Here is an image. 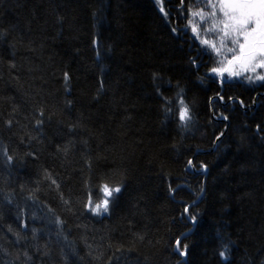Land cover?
<instances>
[{"label": "trees", "instance_id": "trees-1", "mask_svg": "<svg viewBox=\"0 0 264 264\" xmlns=\"http://www.w3.org/2000/svg\"><path fill=\"white\" fill-rule=\"evenodd\" d=\"M168 24L153 0H0V264L264 260V96L209 105L208 64ZM100 181L121 189L92 218Z\"/></svg>", "mask_w": 264, "mask_h": 264}, {"label": "snow or ice", "instance_id": "snow-or-ice-1", "mask_svg": "<svg viewBox=\"0 0 264 264\" xmlns=\"http://www.w3.org/2000/svg\"><path fill=\"white\" fill-rule=\"evenodd\" d=\"M205 6L210 9L194 12L193 15H200L202 21L205 17L211 21L209 28L205 32L215 33L217 39L209 41L202 39L196 27L193 33L200 39L202 45H207L217 56L231 54V59L227 61L230 66H239L241 71L228 70L229 76L242 75L243 71L256 68H264V0H206ZM191 23V21L189 22ZM222 50H226L222 53ZM218 64L223 65L224 60H218ZM223 68H212L222 79L224 77ZM245 79L252 82V76H245ZM256 80L264 81V75L257 74ZM186 107L180 111V119H186ZM190 119V117H187ZM119 192V188L109 190L105 185V194L110 196L112 192ZM91 204V200L89 201ZM108 201H103V211L107 212ZM101 208L100 204L95 205L93 211ZM179 245V241H177ZM223 255V254H222Z\"/></svg>", "mask_w": 264, "mask_h": 264}, {"label": "bare ground", "instance_id": "bare-ground-1", "mask_svg": "<svg viewBox=\"0 0 264 264\" xmlns=\"http://www.w3.org/2000/svg\"><path fill=\"white\" fill-rule=\"evenodd\" d=\"M154 1V0H153ZM158 0H155V2H157ZM172 1H175V0H164L163 2H164V9H166V12H167V14L165 15V16H163L161 13V16L163 17V19L164 20H166V21H168V25H169V27H170V29H171V32L177 37V36H179L180 38H185L186 39V44L187 45H189V42L191 41L190 39H191V37L189 36L190 34H188V32H186V28L184 27V24H188L191 20V7L193 6V5H195L196 4V2L198 1V0H184V6H181V7H179V8H176V9H173V10H171V11H169V6L167 5V3L168 2H172ZM183 8V9H182ZM158 10V9H157ZM159 11V10H158ZM160 12V11H159ZM179 20H180V22L181 21H183V22H179ZM203 24H205V23H202V24H200V26H201V28L202 29H206L207 28V26H203ZM178 27V28H177ZM177 28V30H175ZM182 32V33H181ZM190 38V39H189ZM189 39V40H188ZM96 48L98 47L96 44L94 45ZM189 47V46H188ZM227 84L229 83V82H226ZM247 87H249V88H254L255 89V95H254V99H253V104H254V106H255V101H256V98L258 97L259 98V96H264V91L260 88V86L259 87H254V86H251V85H247V86H244V89L245 88H247ZM227 89V88H226ZM224 90L225 89H223L222 90V94L224 93ZM216 91H217V89H216ZM213 98H214V100H216L217 101V99H220L222 102H223V104L224 105H221V106H224V109H226V110H228V111H232L231 109L233 108V104L235 103V104H238L241 108H243V109H245L246 107L244 106V102L239 98V97H235V99H232L231 101H230V104H229V102H227L226 101V99L224 98H222L220 95L219 96H210V102H209V105L211 104L212 105V103H211V100H213ZM182 106H181V108H180V110L179 111H181V109L182 108H184V104H181ZM187 114H188V110H187ZM211 115H212V117H213V115L215 116V118H218L215 114H214V112H212L211 113ZM220 119H224V120H226L227 119V117L224 115L223 117H220ZM179 120L180 121H182L181 119H180V113H179ZM184 122V121H183ZM225 122H227V121H225ZM221 134H223V132L221 133ZM218 136H221V135H218ZM222 137V136H221ZM219 139H218V137L216 136V138H215V140H214V142L213 143H216L217 144V141H218ZM200 151V153H204L205 151H209V150H205V151H202V150H199ZM198 151V152H199ZM197 154V153H196ZM200 166H202V167H200V168H198L199 166H196L195 164H194V162H193V157L192 158H190L189 159V161H188V163H187V170H188V172L189 173H191V174H193V175H201L202 173H200L199 171H205L204 169H207L208 170V167L207 166H205V165H200ZM207 173V172H206ZM205 180H206V177L204 178L203 177V179H202V185H201V189H202V192H201V194L204 192V186H205ZM105 185H107V187H108V189L109 190H111V189H115V188H119V189H121V186L120 185H118V184H111V183H108V182H102V181H100V184H99V186L97 187V189L94 191V192H92V191H88L86 194H87V197H86V199H85V201H84V211L86 212V213H88L89 214V216H91L92 218H94L95 216H106V215H108V213H110V211H111V208H110V204H109V202L112 200V199H114V197H116L117 195H118V193H120V192H112V194L110 195V196H106V194H105ZM200 197V196H199ZM103 199V200H102ZM91 200V204L89 203V201ZM102 200V201H101ZM104 200H107L108 201V204H107V208H108V211L107 212H98V213H94L93 212V209H92V206H94V204H100L101 205V208H100V211H102L103 210V201ZM196 201H197V199H196ZM196 201H193V202H191L193 205H191V206H194V205H196V204H194ZM190 203V204H191ZM189 208V207H188ZM183 217H184V219L186 220H188V222L190 223V228H188V229H186V231L185 232H183L177 239H176V241H175V243H174V248H175V252L179 255V257H181V255H184V256H187V252H186V250L184 249V248H182L181 246H180V240L181 239H184V238H186V236H187V234H189V232H191L192 230H193V228L195 227V225L193 224V222H194V220L193 219H191V217H190V215L188 214V212H187V210L185 211L184 210V215H183ZM191 230V231H190ZM177 241H179V245L177 244ZM221 256L222 257H225V256H227V255H222L221 254ZM180 261H185V260H183V257H181V259H180ZM258 264H264V260L260 263H258Z\"/></svg>", "mask_w": 264, "mask_h": 264}, {"label": "rangeland", "instance_id": "rangeland-1", "mask_svg": "<svg viewBox=\"0 0 264 264\" xmlns=\"http://www.w3.org/2000/svg\"><path fill=\"white\" fill-rule=\"evenodd\" d=\"M163 1L164 0H158L157 2H155V0H154V4L156 6V9H158L160 11V13L163 16H165L167 14V12H166V9H164V2ZM205 4H206V0H198L196 2V4L191 7V19H190L191 23L184 24V27L186 28V32H188V34H190L189 36L191 37V39L189 38L191 40L189 42V45H187V44L186 45L189 46L191 49L193 48L192 52L195 53V55L199 59V61H201L203 63L205 62L206 64H208L209 70L206 73V75L208 77L207 81L210 82V83H215L216 86H217V91L215 90V93H214L213 97L214 96H219V95L221 96V92L223 90V87L227 88V87H230V86H233V85H239L241 87L242 86L244 87V86H247V85H251V86H254V87L263 86L264 85V81L256 80L255 77H256L257 74L264 75V68H256L254 71L246 70V71H243L242 75H240V76H236V75L229 76L228 70H231V71H234V72L235 71H241L239 66H230V65H228L227 61L229 59H231V54L230 53L227 54L226 58L223 55L217 56L216 52L212 51V49L209 48L207 45H202L201 42H200V39H198L197 35H195L193 33V27H196L198 29V32H199L200 37L202 39H207L209 41H214V40L217 39L215 33L205 32V29H202L201 26H200V24H202V23H205V24L207 23L206 25L203 24V26L205 25V26H207V28H209L210 25H211V21L208 20L207 17H205L204 20L202 21L200 15H195V16L193 15L194 12H199L201 10H203L204 12L210 11V9L205 6ZM167 5L169 6V5H173V4H168L167 3ZM174 7H175L174 9L181 7L180 4H179V1L176 2V5ZM168 8H169V10H171V9L173 10V8H171V7H168ZM179 22H180V20H179ZM181 22H183V21H181ZM177 28L175 30H177ZM185 41H186V39H185ZM224 51H226V50H222V53ZM221 59L224 60V64L223 65H220V64L217 63V61L221 60ZM195 64L197 65L198 62L195 61ZM214 67L225 69L224 70V77L225 78L222 79L216 73H213L211 70ZM245 76H252L253 77V81L252 82L248 81L247 79L244 78ZM226 82H229V83L227 84ZM232 99H235V97L228 98L227 102H229V104H230V101ZM257 101H258V97L256 98V101L254 102L255 106H254L253 100H252V103L250 105H248V106L246 105L245 106L246 108L244 110H247L249 107L256 108V106L258 105ZM213 102H214V98H213V100H211V103H213ZM187 117H188V114H186V119L183 120V121H187ZM218 135L222 136L223 134L220 133ZM218 135H217V137H218V139H220L221 136H218ZM95 205H97V204H94V206H92V209L95 207ZM93 212L94 213L95 212L96 213H98V212L101 213V212H103V210L100 211V209H99V210L93 211Z\"/></svg>", "mask_w": 264, "mask_h": 264}, {"label": "water", "instance_id": "water-1", "mask_svg": "<svg viewBox=\"0 0 264 264\" xmlns=\"http://www.w3.org/2000/svg\"><path fill=\"white\" fill-rule=\"evenodd\" d=\"M213 119H217V120H223V121H227L228 122V120L226 119V120H224V119H219V118H215V116L213 115V117H212ZM215 146H216V143H214L213 144V146H212V149H214L215 148ZM198 152V151H197ZM205 171H199L200 173H202L203 175H204V177H205V175H206V172H207V169H204ZM203 196V193L200 195V197H198L197 198V201L194 203V204H196L197 202H199L200 200L199 199H201V197ZM191 205H193L192 203L191 204H188L187 206H186V208H185V211L188 209V207H190ZM193 224L195 225L196 223L195 222H193ZM191 231V230H190ZM190 233V232H189ZM181 257H183V260H186L187 259V257L186 256H184V255H181Z\"/></svg>", "mask_w": 264, "mask_h": 264}, {"label": "flooded vegetation", "instance_id": "flooded-vegetation-1", "mask_svg": "<svg viewBox=\"0 0 264 264\" xmlns=\"http://www.w3.org/2000/svg\"><path fill=\"white\" fill-rule=\"evenodd\" d=\"M177 1H179L180 6H184V0H175V1H172V2H168V4H173V5H169V7L174 9L175 8L174 6L176 5ZM171 10H169V11H171ZM223 89H225V88L223 87ZM221 97L224 99V97L222 96V93H221ZM217 101L219 102L220 105H224L223 102L220 99H217Z\"/></svg>", "mask_w": 264, "mask_h": 264}]
</instances>
